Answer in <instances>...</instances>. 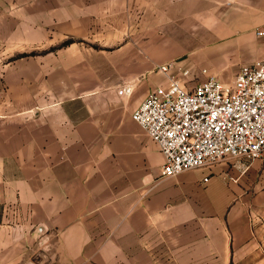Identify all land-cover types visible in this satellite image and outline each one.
Instances as JSON below:
<instances>
[{"label":"crops","instance_id":"1","mask_svg":"<svg viewBox=\"0 0 264 264\" xmlns=\"http://www.w3.org/2000/svg\"><path fill=\"white\" fill-rule=\"evenodd\" d=\"M58 3L37 20L34 2L20 24L16 11L0 17L5 51L42 45L37 56L0 58V264H205L242 245L248 234H230L228 218L248 200L264 205V155L239 181L226 176L238 173L233 160L162 175L164 154L132 113L167 81L163 62L140 40L81 52L76 38L98 19L92 1ZM217 3L214 26L240 31L242 58L264 54L254 40L264 0ZM125 83L130 95L118 92Z\"/></svg>","mask_w":264,"mask_h":264},{"label":"rangeland","instance_id":"2","mask_svg":"<svg viewBox=\"0 0 264 264\" xmlns=\"http://www.w3.org/2000/svg\"><path fill=\"white\" fill-rule=\"evenodd\" d=\"M58 1L0 0V17L5 18L10 15L11 11H16L20 24L21 20L26 19L27 5L34 2L37 20V16L42 15L44 6L48 12L53 7L58 9V4H60ZM75 1L82 3L87 0H66L67 3L64 5L68 11L73 9L72 5ZM89 1H92L91 8L89 6L86 9L91 12L92 17L98 15V19L92 21L91 18L89 21L93 31L88 35V38H76L82 47L81 52L94 53L101 52L103 49L110 50L125 41L136 43V45L139 40L146 41L148 56H157L160 59L159 63L174 60L177 64L175 69L178 74L181 72V68L188 67L190 69L187 75L190 86L210 74L218 76L225 82H231L239 66L242 63L251 62L242 58L245 57L244 54H250V48L245 45L240 46V43L235 45V36L239 35L240 31L219 29L214 26V23L218 21V16L224 15V13L218 12L217 2L225 0ZM209 3L211 7H208ZM200 9H207L211 12L200 11ZM79 10L83 11L82 8ZM97 27L98 33L95 31ZM104 28L111 33L109 41H107L108 32H103ZM220 32L222 33L220 34ZM71 39L68 37L65 45H68ZM254 40H260L262 43L264 37H259L256 34ZM5 46L0 45V58L4 56L5 61L9 59L16 62L15 59L26 58L29 55L37 56L42 53L41 44H35L34 47L29 46L26 50L24 48L22 52L15 50L14 54H10L12 50L5 51ZM12 47L18 48L19 46ZM263 55L260 54L256 58ZM138 127L142 132L147 133L139 124ZM147 138L148 146L155 144L148 135ZM159 151L157 153H160ZM150 158L153 160L154 156ZM150 158L148 157V159ZM224 160H233L238 163V173L226 175L229 181L240 180L247 173L249 167L244 168L242 159L228 158ZM228 224L233 226L228 231L230 234L233 235L236 232L248 234L246 241L242 245H233L231 252L210 253L209 263L205 264H264V205L251 207L248 200L243 205L242 211L230 213ZM251 230L253 231L252 238ZM228 236L230 235L228 234ZM195 262L198 264L197 261Z\"/></svg>","mask_w":264,"mask_h":264},{"label":"built area","instance_id":"3","mask_svg":"<svg viewBox=\"0 0 264 264\" xmlns=\"http://www.w3.org/2000/svg\"><path fill=\"white\" fill-rule=\"evenodd\" d=\"M255 31L264 37V23ZM157 67L167 81L151 88L132 116L163 152L162 175L228 158L242 159L246 169L264 155V55L242 63L231 82L210 74L190 86L188 67L179 74H170L174 60ZM118 91L129 95L133 84Z\"/></svg>","mask_w":264,"mask_h":264}]
</instances>
